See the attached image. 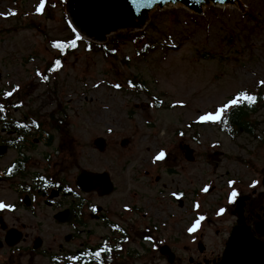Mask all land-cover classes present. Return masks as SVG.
<instances>
[{"label": "rangeland", "instance_id": "obj_1", "mask_svg": "<svg viewBox=\"0 0 264 264\" xmlns=\"http://www.w3.org/2000/svg\"><path fill=\"white\" fill-rule=\"evenodd\" d=\"M238 2L223 8L205 5L200 14L180 5L155 8L148 13L145 22H149L141 27L138 41L132 36L140 32L133 29L106 35L118 38L115 57L104 56L95 45L89 51L81 45L65 59L59 73L43 83L38 73L54 53L43 32L50 37L69 36L65 7L54 0L37 13L40 0H0V88L29 85L22 94V112L44 116L60 106L65 112L63 126L48 129L70 140L64 139L69 174L83 168L108 170L119 186L114 202L131 188L137 192L130 196L139 214L147 212L150 219L160 221V213L173 209L169 201L176 188L187 191L199 183L218 186L236 180L239 167L234 157L242 156L243 148L256 146L245 131L233 138L210 121L194 124L198 115L245 93L241 88L253 90L259 84L260 91L254 93L261 105L250 118L258 120L255 132L263 133L264 0ZM31 21L39 23L43 32L27 25ZM144 41L154 47L141 52ZM127 76L140 81L146 91L125 86ZM154 95L164 103L156 106ZM149 102L154 106H147ZM54 116H60L58 110ZM98 136L107 142L103 151L93 143ZM123 138L128 142L122 146ZM181 141L193 148L195 161L185 159ZM57 144L56 136L52 147L38 146L30 153L40 160L42 151ZM161 151L164 157L155 160ZM4 186L0 183V198L14 199L9 183ZM9 193L13 198L7 197ZM34 211L37 220L51 213L42 205ZM19 213L28 211L22 208ZM39 232L60 231L52 225Z\"/></svg>", "mask_w": 264, "mask_h": 264}, {"label": "flooded vegetation", "instance_id": "obj_2", "mask_svg": "<svg viewBox=\"0 0 264 264\" xmlns=\"http://www.w3.org/2000/svg\"><path fill=\"white\" fill-rule=\"evenodd\" d=\"M7 138L1 143L13 145ZM26 142L20 148L44 144L47 139L34 136L33 144L31 138ZM21 153L14 151L2 165L15 173L19 198L26 195L31 205L40 200L54 211L70 210L72 216L67 213L58 222L54 213L45 221L33 215L0 214V264H37V260L43 264H220L227 237L238 223L264 247V155L256 167L255 186L254 181L238 182L230 188L219 187L217 196L177 200L178 212L160 217L159 238L153 222L142 223L132 214L113 209L111 196L116 189L108 194L85 192L76 186L75 178L68 177L62 160L36 168ZM1 179L7 180L4 172ZM232 191L237 195L230 201ZM197 220L196 230L190 233ZM46 224L56 225L61 232L41 235L38 241L37 231Z\"/></svg>", "mask_w": 264, "mask_h": 264}, {"label": "water", "instance_id": "obj_3", "mask_svg": "<svg viewBox=\"0 0 264 264\" xmlns=\"http://www.w3.org/2000/svg\"><path fill=\"white\" fill-rule=\"evenodd\" d=\"M234 0H141L133 5L130 0H69V13L74 26L83 34L103 38L111 31L127 28L142 23L146 14L154 7H162L169 3H183L195 11H200L203 3L223 4ZM137 22V23H136ZM90 175V174H83ZM93 175V174H92ZM237 232L231 237L226 262L230 263L234 257Z\"/></svg>", "mask_w": 264, "mask_h": 264}, {"label": "snow or ice", "instance_id": "obj_4", "mask_svg": "<svg viewBox=\"0 0 264 264\" xmlns=\"http://www.w3.org/2000/svg\"><path fill=\"white\" fill-rule=\"evenodd\" d=\"M141 0H130V3L133 5H136L138 3H140ZM44 4H45V0H40L39 5L36 7V12L40 13L42 11V9L44 8ZM13 15L15 13H12ZM56 47H59V45H54ZM56 64L59 65L60 61L57 60ZM260 83L264 84V81H261ZM115 87H118V85H114ZM16 89L14 88L13 91H15ZM11 92H7L4 95L5 96H11ZM255 97L254 96H250V95H246L245 93H240L238 94L235 98L230 99L228 101V103L224 104L221 108H218L215 111V114H206L204 116L200 117V121L204 122V121H212V122H217L220 120L221 118V114L224 113L226 110L230 109L231 106H235L238 102L240 101H247L249 104H251L252 102L255 101ZM164 152H160L156 157L155 160H159L162 159L164 157ZM255 181L253 182L252 186H255ZM237 195V193L235 191H232L230 196H229V200L231 201L235 196ZM5 207V205H3L2 203H0V208ZM223 211V209H221V212ZM199 219H203V217H200ZM199 220H197L196 222H194L192 224V226L188 229V231L191 233L193 231L196 230L197 226H198ZM104 250V249H102ZM97 257H99V253H96Z\"/></svg>", "mask_w": 264, "mask_h": 264}, {"label": "trees", "instance_id": "obj_5", "mask_svg": "<svg viewBox=\"0 0 264 264\" xmlns=\"http://www.w3.org/2000/svg\"><path fill=\"white\" fill-rule=\"evenodd\" d=\"M72 35H73L74 40L80 39L77 35H75V34H72ZM72 46H75V44H73V43L68 44V47H72Z\"/></svg>", "mask_w": 264, "mask_h": 264}, {"label": "bare ground", "instance_id": "obj_6", "mask_svg": "<svg viewBox=\"0 0 264 264\" xmlns=\"http://www.w3.org/2000/svg\"><path fill=\"white\" fill-rule=\"evenodd\" d=\"M229 7V6H228ZM232 7V6H231Z\"/></svg>", "mask_w": 264, "mask_h": 264}]
</instances>
